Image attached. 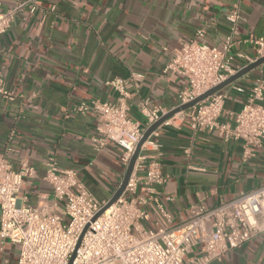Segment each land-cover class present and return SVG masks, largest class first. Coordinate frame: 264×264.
Here are the masks:
<instances>
[{"label": "crops", "instance_id": "obj_1", "mask_svg": "<svg viewBox=\"0 0 264 264\" xmlns=\"http://www.w3.org/2000/svg\"><path fill=\"white\" fill-rule=\"evenodd\" d=\"M23 1L0 0V12ZM236 10L232 66L237 69L257 56L246 38H264V0H42L36 12L17 13L0 35V74L14 95L13 100L0 96V153L9 148L15 166L25 159L36 169L37 177L26 179L21 189L29 203L52 198L43 179L50 162L77 171L98 199H110L127 172L123 150L112 141L98 150L100 117L74 107L81 101H114L116 92L107 82H129L131 75L141 74L139 90L130 88L131 116L142 118V99L174 109L188 79L165 73L166 64L185 42L222 48ZM199 30L203 36L198 37ZM258 77L264 78V64L235 84L249 89ZM246 95L230 91L223 122H233L229 113L243 108ZM159 134L167 176L159 200L170 219L150 203L147 229H172L188 219L193 203L212 208L264 186L262 149L245 154L242 141H226L217 130L195 134L179 116ZM140 154L149 160L157 150L148 146ZM258 219L260 233L209 264H264V213ZM201 250L203 245L195 252ZM16 255V247L6 245L0 264H17Z\"/></svg>", "mask_w": 264, "mask_h": 264}, {"label": "built area", "instance_id": "obj_2", "mask_svg": "<svg viewBox=\"0 0 264 264\" xmlns=\"http://www.w3.org/2000/svg\"><path fill=\"white\" fill-rule=\"evenodd\" d=\"M41 1L25 0L0 12V35L9 31L17 13L25 9L36 12ZM229 19L231 32L222 48L192 40L183 43L166 64L165 73L188 79L176 107L195 100L264 57V38L249 35L246 41L255 48L257 56L244 66L233 68L238 10ZM197 35L203 36L204 31L199 30ZM142 79L143 75L133 74L129 82L122 78L110 80L107 84L116 92L114 101H81L74 107L79 113L100 117L96 148L102 149L109 141L116 143L123 150L121 160L126 170L145 131L170 111L142 99V118L131 116L130 88L138 91ZM231 90L246 93V101L238 113H229L233 122H223ZM0 96L14 99L1 74ZM177 116L186 120L195 134L217 130L226 141H242L245 154L251 155L254 149L264 153V78H256L249 89L234 82L162 125ZM162 125L142 147H152L157 154L148 160L139 153L124 193L95 220L110 199H98L77 171L48 163L43 179L51 187L52 198L43 197L37 205H31L21 189L26 179L37 177L36 169L25 159L15 166L8 157L9 148L0 153V252L6 245H14L18 250L17 264H209L252 240L262 231L258 218L264 213V186L212 208L193 203L188 207V219L172 229L145 227L150 203H155L170 219L159 200L160 189L167 181L160 160ZM199 245H203V250L195 252Z\"/></svg>", "mask_w": 264, "mask_h": 264}, {"label": "water", "instance_id": "obj_3", "mask_svg": "<svg viewBox=\"0 0 264 264\" xmlns=\"http://www.w3.org/2000/svg\"><path fill=\"white\" fill-rule=\"evenodd\" d=\"M264 64V57L258 59L257 61L245 66L244 68H242L241 70H239L237 73H235L234 75L230 76L228 79H226L224 82H222L221 84H219L218 86L210 89L209 91H207L206 93L200 95L199 97H197L195 100L182 104L178 107H175L174 109H171L166 115H164L160 120H158L157 122H155L153 125H151L144 133L142 139L140 140V142L138 143L136 150L134 152V155L132 157V160L130 162V165L127 169L126 175L120 185V187L118 188V190L116 191V193L110 198L108 204L100 211V213H98V215L94 218V220L100 216L105 210H107L112 204H114L119 198L120 196L124 193L126 186L130 180L131 174L133 172L134 166L136 164L138 155L144 145V143L147 141V139L149 138V136L152 134V132L158 128L160 125H162L166 120L170 119L171 117H173L174 115H176L177 113L188 109L189 107L193 106L194 104H196L197 102L203 100L204 98H206L207 96L211 95L212 93L221 90L223 88H225L226 86L232 84L233 82L237 81L238 79L242 78L244 75L250 73L251 71L255 70L257 67H259L260 65Z\"/></svg>", "mask_w": 264, "mask_h": 264}, {"label": "rangeland", "instance_id": "obj_4", "mask_svg": "<svg viewBox=\"0 0 264 264\" xmlns=\"http://www.w3.org/2000/svg\"><path fill=\"white\" fill-rule=\"evenodd\" d=\"M16 257H17V255H16ZM16 257H15V258H16Z\"/></svg>", "mask_w": 264, "mask_h": 264}]
</instances>
